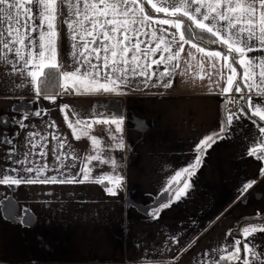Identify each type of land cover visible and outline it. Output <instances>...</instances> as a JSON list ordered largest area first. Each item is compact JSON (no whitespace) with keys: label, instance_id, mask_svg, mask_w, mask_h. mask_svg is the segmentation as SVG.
<instances>
[{"label":"crops","instance_id":"crops-1","mask_svg":"<svg viewBox=\"0 0 264 264\" xmlns=\"http://www.w3.org/2000/svg\"><path fill=\"white\" fill-rule=\"evenodd\" d=\"M37 10L34 8V14ZM61 10L63 14L54 21L58 61L61 70L71 71L73 40L64 22L74 17ZM159 19L165 17H154ZM163 27L169 29L168 25ZM176 35L178 39L179 33ZM256 35L258 38V28ZM252 47L254 50L246 55L256 60L264 57L258 42L253 41ZM159 55L149 53L147 62ZM217 63L223 76L213 70L206 52L200 53L186 43L176 74L166 77L171 80L170 88L158 83L144 87V78L137 76L123 94L65 93L59 88L57 93H48L56 95L54 101L43 96L37 99L29 80L19 74L9 75L11 64L0 63V139L13 141L11 145L0 143V172L19 168L13 161L27 158L37 166L46 164L49 176L68 174L82 179L80 169L88 163L86 155L98 152L114 158L117 164L113 170L111 163L92 161L88 164L91 177L83 183L21 184L11 189L0 184V264H207L203 253L234 239L247 242L257 254L264 253V231H259L264 228V220L259 221L264 218V160L257 159L264 154L259 148L264 137L258 132L264 121L252 116L253 110L241 114L224 137L201 154L202 164L194 175L181 177L180 184L169 189L175 172L193 162L199 140L220 129L221 120L227 116L224 106L239 100L235 92L222 94L229 70L222 59ZM163 67L152 65L147 71L158 73ZM152 80L157 82L158 76ZM20 84L24 86L17 87ZM254 102L264 104L255 96ZM63 105L68 108L61 110ZM37 110L41 111L39 117L32 114ZM95 112L104 118L122 114V133L115 132V125L93 123L86 129L88 137L78 130L76 135L81 138L76 139L68 122L75 125L78 118L92 121ZM25 113L27 127L20 128L15 121ZM29 133L35 135L30 137ZM91 136L99 141L95 149ZM121 137L123 149L116 147ZM252 148H257L256 155H249ZM41 151L45 155H40ZM104 174L122 177L118 195L105 191L114 187V181L99 183L94 179ZM184 179L189 180L190 187L176 199ZM251 181H255L254 186L242 193V185ZM164 203L169 206L164 207ZM26 212L28 223H23L20 218ZM13 214L15 219L5 218ZM238 225L241 228L235 234ZM253 227L257 231L245 237L243 229ZM240 249L242 264L243 259L252 257L243 243ZM261 261L264 256L255 264Z\"/></svg>","mask_w":264,"mask_h":264},{"label":"snow or ice","instance_id":"snow-or-ice-1","mask_svg":"<svg viewBox=\"0 0 264 264\" xmlns=\"http://www.w3.org/2000/svg\"><path fill=\"white\" fill-rule=\"evenodd\" d=\"M146 5L151 6L148 11L145 10ZM34 8L38 9L35 14ZM62 8L68 11L70 17H74L64 22L73 40L71 71L61 70L58 61L59 42L54 21L63 14ZM160 13L167 14L168 18L154 20ZM37 17L39 23L36 22ZM154 23L156 27L153 26ZM164 25L175 29L176 32L165 29ZM197 30L200 40L192 43V33ZM141 36L144 37L143 40ZM253 41L258 42L259 50L264 52V0H158V3L154 0H0V63L11 64L12 71L9 75L19 74L29 80L37 99L41 96L53 101L56 99L55 94H48L50 91L55 92V88L50 90L48 87L53 80L65 93L82 90L123 94V89L137 76L144 78V87H156L158 83L162 88H170L171 80L166 77L171 78L176 74L186 43H191L192 48L200 53L206 52L207 58L212 61L213 70L221 76L223 72L217 62L220 59L224 61L229 74L226 77V86L221 91L222 94L233 91L238 94L237 103L240 110L238 113L228 114L221 120L220 129L213 130L199 140L193 162L175 172L168 182L169 189L177 187L181 177L190 178L195 174L197 167L202 164L201 154L206 153L217 139H222L234 120L240 119L241 114L253 110L252 116L264 121V104L254 102V96L264 101V57L256 60L246 55L254 50ZM142 44L145 47H141ZM208 44L222 45L226 51L207 50ZM149 53L153 56L157 53L160 55L158 59L148 63ZM188 55L191 56V53ZM141 60L144 61L143 64ZM152 65L157 68L163 65V71L157 73L154 70L149 74L147 69ZM238 67L242 69L241 74L237 72ZM153 76H158L157 82H153ZM68 81H71L70 85ZM23 86L20 84L17 87ZM240 101L244 103L240 104ZM66 108L68 105H63L61 110ZM224 110L226 111V108ZM32 114L39 117L41 111L37 110ZM94 116L96 119L92 121L78 118L75 125L71 121L68 122L76 139L81 138L76 135L78 130L82 136L88 137L89 132L86 129H91L93 123L115 125V132L122 133V114L104 118L102 113L95 112ZM27 118L28 114L25 113L15 122L20 128H25L27 125L24 121ZM65 119H68L67 113ZM258 132L264 137V127H258ZM33 135L35 134L29 133L30 137ZM112 139L116 140L117 137L113 135ZM90 140L95 149L99 143L98 138L91 136ZM0 143L11 145L13 141L3 138ZM63 146L61 142L60 147ZM116 147L124 148L122 137ZM259 148L264 149V139H261ZM13 151L14 149L8 153L10 159ZM256 153L257 148L249 151V155ZM40 155L45 153L41 151ZM56 159L60 157L57 156ZM85 159L88 163L80 169L82 179L80 176L68 174L49 176L46 174V164L41 167L27 158L23 161L16 160L13 163L20 167L0 172V184L11 189L21 184L83 183L91 177L92 169L88 164L92 161L111 163L113 170L117 167L115 159L108 157L106 153L103 156L99 152L96 155L88 154ZM257 159L264 160V154L257 156ZM261 174L264 175V168L261 169ZM94 179L99 183H103L105 179L114 181V187H107L105 191L110 195H118L116 189L119 188L122 177L104 174ZM254 184L255 181L244 183L241 192L246 193ZM189 187V180L184 179L183 186L175 193L176 199L185 195ZM241 198L246 199V196L242 195ZM2 203L0 201V204ZM163 206L169 205L164 203ZM27 215L26 212L25 217L20 218L21 222L28 223ZM5 218L15 219L14 214ZM256 231L255 227L243 229L245 237ZM259 231H264V228ZM176 242L178 243V240ZM242 243L245 252L251 253L252 257L243 259L242 264H255L260 256H264V253L257 254L247 242L234 239L231 244L225 243L223 247L203 253L202 258L207 264H232L233 261L241 264ZM261 264H264V261H261Z\"/></svg>","mask_w":264,"mask_h":264},{"label":"trees","instance_id":"trees-1","mask_svg":"<svg viewBox=\"0 0 264 264\" xmlns=\"http://www.w3.org/2000/svg\"><path fill=\"white\" fill-rule=\"evenodd\" d=\"M149 9H150L149 5H146L145 6V10L148 11ZM149 14H151V13H149ZM156 17H165V18H168L167 14H164V13L157 14ZM198 33H199V30H197V32H195V33H192V40L195 41V42H197V41L200 40V35ZM205 43H207V42L205 41ZM208 47L216 48V49H219V50L226 51V49H224L222 45H212V44H208ZM237 72H238V74H241V70H240L239 67L237 68ZM48 87H49L50 90L52 88H55V92H51L50 91L49 93H57L58 90H59V87L57 86L55 80H53L51 82V84H49ZM225 108H226V106H224V108H223L224 114H225V110H224ZM262 220H264V218L263 219H260L259 221H262ZM240 228H241L240 225H238L237 227H235V229L233 230V233L237 234L240 231Z\"/></svg>","mask_w":264,"mask_h":264},{"label":"built area","instance_id":"built-area-1","mask_svg":"<svg viewBox=\"0 0 264 264\" xmlns=\"http://www.w3.org/2000/svg\"><path fill=\"white\" fill-rule=\"evenodd\" d=\"M240 110L239 104L237 101L231 102L226 106L225 114H232V113H238Z\"/></svg>","mask_w":264,"mask_h":264}]
</instances>
